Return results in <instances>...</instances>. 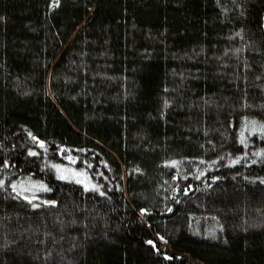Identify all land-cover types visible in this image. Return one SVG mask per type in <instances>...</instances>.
I'll list each match as a JSON object with an SVG mask.
<instances>
[{
  "label": "trees",
  "instance_id": "obj_1",
  "mask_svg": "<svg viewBox=\"0 0 264 264\" xmlns=\"http://www.w3.org/2000/svg\"><path fill=\"white\" fill-rule=\"evenodd\" d=\"M0 181V264H264V0H0Z\"/></svg>",
  "mask_w": 264,
  "mask_h": 264
},
{
  "label": "rangeland",
  "instance_id": "obj_2",
  "mask_svg": "<svg viewBox=\"0 0 264 264\" xmlns=\"http://www.w3.org/2000/svg\"><path fill=\"white\" fill-rule=\"evenodd\" d=\"M58 170H59V172H61L62 175H65V176H74V175H76V176H79L80 178L83 177V175L81 173H78V172H76L74 170H71V169H66L64 166L58 167ZM161 241L164 242L165 240L161 239Z\"/></svg>",
  "mask_w": 264,
  "mask_h": 264
},
{
  "label": "snow or ice",
  "instance_id": "obj_3",
  "mask_svg": "<svg viewBox=\"0 0 264 264\" xmlns=\"http://www.w3.org/2000/svg\"><path fill=\"white\" fill-rule=\"evenodd\" d=\"M58 2V0H57ZM40 144L43 145L44 141H40ZM29 151L31 152L32 149H29ZM235 161H230V163H234ZM57 167H60L59 165ZM213 179H216V177H213ZM0 183H2V181H0ZM185 191H187V188L185 189ZM26 199H31L30 197H25ZM46 203H56V201H46ZM35 206V205H33ZM142 212L147 211L146 209H141ZM161 239H163V237H161ZM149 243H154L153 241H149Z\"/></svg>",
  "mask_w": 264,
  "mask_h": 264
}]
</instances>
